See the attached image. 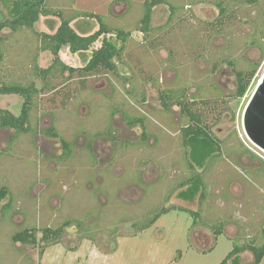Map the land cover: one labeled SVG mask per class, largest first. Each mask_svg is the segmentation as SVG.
Returning <instances> with one entry per match:
<instances>
[{
    "label": "rangeland",
    "instance_id": "obj_1",
    "mask_svg": "<svg viewBox=\"0 0 264 264\" xmlns=\"http://www.w3.org/2000/svg\"><path fill=\"white\" fill-rule=\"evenodd\" d=\"M47 1L80 34L100 26L81 14L101 16L114 29L107 38L124 50L116 72H87L81 67L91 50L72 54L64 47L61 59L79 70L57 68L48 78L52 88L35 96L30 121L38 132L0 127V189H8L0 205V264H220L235 245H263L264 151L248 138L243 117L264 74V0H170L175 12L156 6L147 35L140 31L145 0ZM10 9L2 3L0 18ZM60 23L49 15L34 30H2L0 77L43 87L35 65L48 67L53 55L40 50L37 33H53ZM116 29L131 35L121 40ZM254 68L246 94L237 96L235 70ZM173 94L221 146L203 167L191 166L182 133L188 111ZM23 101L0 96L16 114ZM133 118L142 122L131 124ZM49 127L59 136L40 132ZM62 140L71 143L69 158H62ZM196 174L197 190L182 186ZM68 219L85 220L83 228L67 226L60 243L41 252L43 229ZM23 231L35 240L15 241ZM88 235L93 240L81 238ZM254 260L247 249L229 264Z\"/></svg>",
    "mask_w": 264,
    "mask_h": 264
},
{
    "label": "trees",
    "instance_id": "obj_2",
    "mask_svg": "<svg viewBox=\"0 0 264 264\" xmlns=\"http://www.w3.org/2000/svg\"><path fill=\"white\" fill-rule=\"evenodd\" d=\"M47 0H0V5L2 3H8L11 6L10 9V17L5 19L0 18V61H2L4 57V52L1 47V43L5 39L1 34L4 29H11L13 32L18 31L22 28H29L34 30L35 23L40 19L41 16H49L55 15L61 18V23L57 30L53 33L47 32H38L37 35L40 38V50L49 51L53 55V62L48 67H40L37 64L35 65L34 75L42 80L44 83L43 87H39L35 81H31L27 84H22L18 82H8L3 80L0 77V96L16 94L23 97L24 101L22 104V109L20 114H16L13 111L3 108L0 105V127L2 129H14L16 134L19 133H31L35 134L38 132L37 125L31 124L30 115L31 109L34 105V98L41 91L45 90V88H52L49 85V76L54 74L57 68L60 67V71L65 73L66 71L74 72L76 71V67H72L66 64L60 56L61 50L68 46L69 50L72 54L77 53H85L91 50V56L87 62V64L82 68V70L87 72H94L100 70H108V71H117V62L116 59H120L122 56V52L124 47L117 46L114 42H112L107 35L112 33L114 29L107 26L103 21L101 16L93 13H83L81 16L88 18H96L99 23V29L93 33L89 34H80L76 31V29L72 26L73 19L64 18V14L62 10H54L47 7ZM170 0H145L142 8V17L140 19L141 27L140 31L147 35L151 29V22L153 17L154 8L161 4L170 5ZM220 9V13L223 15L225 13V7L223 2L221 1L217 5ZM173 12L175 9L174 5H170ZM117 36L119 39L126 41L127 38L131 35V32L124 31L123 29H116ZM102 43L97 48L92 49L93 45L99 41L101 38ZM79 70V69H77ZM237 76V96L243 97L252 81V78L255 76L256 68L251 71H242L235 70ZM176 97L177 105L182 106V110L188 111L186 112L189 123L186 124L182 128L183 133V144L186 148V152L188 153L189 158L191 159V166L194 168L195 164L199 167H203L205 160L215 154L218 149L221 148L219 142L209 133V130L206 128V125L202 124L200 115L192 112L187 105L180 99L181 94H173ZM163 102L168 109L169 105L167 103L172 99L171 94L164 93L162 95ZM142 122V118H133L130 119L131 124H136ZM45 135L58 137V132L53 128H49L47 130H40ZM14 137V136H13ZM63 141V145L65 147L64 155L62 158H69L72 154V146L71 143L65 140ZM195 163V164H194ZM195 185L196 190L198 186L202 184V179L200 174H196L193 177H190L184 183V185ZM7 187L3 186L0 189V205L3 200L7 196ZM193 190L192 192H196ZM11 210V206L9 205L7 209V213ZM165 211L164 209H160L158 212L152 214L149 217V220L144 225L149 227L153 225ZM85 220H66L62 226L53 229L52 227H46L43 229V237L42 240L44 242L42 251L45 250L46 247L59 244L60 240L63 236L64 229L67 226L75 225L79 228H83ZM145 229V228H144ZM32 237L33 239H31ZM89 237L90 240H93V236H83L81 238ZM15 241H29L35 240L34 234L31 232L29 234L27 231H23L14 235ZM251 250L255 255V260L253 264H258L262 258L264 257V244L263 245H235L234 249L227 255V257L220 264H229V261L234 260V257L239 253L245 250Z\"/></svg>",
    "mask_w": 264,
    "mask_h": 264
},
{
    "label": "water",
    "instance_id": "obj_3",
    "mask_svg": "<svg viewBox=\"0 0 264 264\" xmlns=\"http://www.w3.org/2000/svg\"><path fill=\"white\" fill-rule=\"evenodd\" d=\"M243 122L248 138L264 151V74L246 106Z\"/></svg>",
    "mask_w": 264,
    "mask_h": 264
},
{
    "label": "flooded vegetation",
    "instance_id": "obj_4",
    "mask_svg": "<svg viewBox=\"0 0 264 264\" xmlns=\"http://www.w3.org/2000/svg\"><path fill=\"white\" fill-rule=\"evenodd\" d=\"M22 109V108H21ZM115 112H119V109H115L114 110ZM114 111L112 112V114H114ZM49 128H51V127H49ZM49 128H45V129H43V130H47V129H49ZM65 152V151H64Z\"/></svg>",
    "mask_w": 264,
    "mask_h": 264
}]
</instances>
